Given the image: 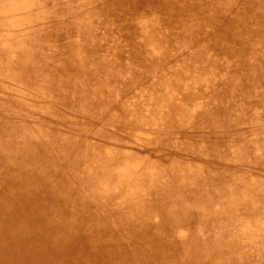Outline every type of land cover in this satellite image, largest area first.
<instances>
[{"label":"bare ground","instance_id":"1","mask_svg":"<svg viewBox=\"0 0 264 264\" xmlns=\"http://www.w3.org/2000/svg\"><path fill=\"white\" fill-rule=\"evenodd\" d=\"M0 264H264V0H0Z\"/></svg>","mask_w":264,"mask_h":264}]
</instances>
